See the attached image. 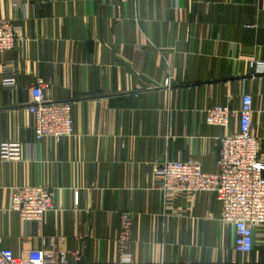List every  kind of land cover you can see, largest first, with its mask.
Here are the masks:
<instances>
[{
  "label": "crops",
  "instance_id": "0c3cea01",
  "mask_svg": "<svg viewBox=\"0 0 264 264\" xmlns=\"http://www.w3.org/2000/svg\"><path fill=\"white\" fill-rule=\"evenodd\" d=\"M0 0V20L23 27L6 54L17 86L0 73V142L34 145L0 162V252H39L64 237L86 264H117L122 213L132 217L133 264H264V226L249 255L235 250L216 195H163L164 160L199 161L218 171L220 140L238 131L206 124L214 106L253 98L251 132L264 161V0ZM1 64V63H0ZM1 67V65H0ZM47 101L70 102L74 134L35 145L28 112L38 80ZM170 79V86L165 81ZM43 185L55 209L23 223L12 191ZM78 193L79 204L75 205Z\"/></svg>",
  "mask_w": 264,
  "mask_h": 264
},
{
  "label": "built area",
  "instance_id": "2783aa9c",
  "mask_svg": "<svg viewBox=\"0 0 264 264\" xmlns=\"http://www.w3.org/2000/svg\"><path fill=\"white\" fill-rule=\"evenodd\" d=\"M15 8L24 9L23 0H10ZM23 27L11 20H0V73L5 89L17 86V62L6 57L22 40ZM257 73H264V62L254 63ZM170 79L165 86H170ZM48 85L38 80L31 90L32 101L28 112L33 117L35 145L45 138L60 142L74 134L72 103L47 101L43 90ZM253 98L244 94L238 111L229 106H214L206 110V124L228 131L231 120L239 119L238 131L226 134L220 140L218 171L206 173L196 160L172 161L164 159L156 169L161 178L159 189L163 195L209 193L216 195L222 205L223 226L232 225L236 234L235 250L249 255L254 247V229L264 226V161L259 157L256 138L251 132ZM34 145L20 142H0V162L20 161ZM79 204L78 193L75 205ZM55 209L51 188L24 186L12 191L10 211L17 212L23 223L42 225L45 215ZM132 217L122 213L118 243V263L133 264L129 245L132 240ZM64 237L44 240L39 252L24 250L15 254L11 249L0 252V264H86L81 249L65 250L60 246ZM231 264H260L234 261Z\"/></svg>",
  "mask_w": 264,
  "mask_h": 264
}]
</instances>
